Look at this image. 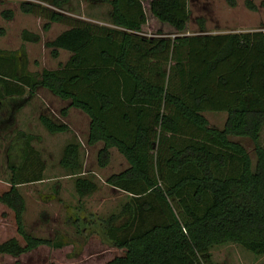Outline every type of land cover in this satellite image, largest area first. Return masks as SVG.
<instances>
[{
	"label": "trees",
	"instance_id": "16d2710c",
	"mask_svg": "<svg viewBox=\"0 0 264 264\" xmlns=\"http://www.w3.org/2000/svg\"><path fill=\"white\" fill-rule=\"evenodd\" d=\"M69 1H19L20 11L43 18V31L53 22L66 25L44 44L54 57L60 49L69 55L32 75L25 65L18 69L13 51L0 48V102L44 87L67 101L59 109L62 118L71 107L88 116L86 143L102 142L100 165L111 147L126 159L127 166L105 182L130 199L99 218L123 252L102 264H220L210 248L224 243L264 255V30L207 32L201 22L187 32L188 0H102L110 5V24L63 12ZM246 5L255 8L251 0ZM0 13L7 19L14 14L11 8ZM22 38L37 41L40 34L24 30ZM207 111H224L222 126L210 125ZM38 119L52 133L70 128L48 113ZM18 132L23 161L9 164V186L0 191L23 239L2 240L0 253L15 256L61 245L24 229L18 185L42 180L43 163L31 144L37 136ZM237 137L252 140L254 161ZM80 154L81 143L69 140L59 159L75 177L79 198L97 187L83 173Z\"/></svg>",
	"mask_w": 264,
	"mask_h": 264
},
{
	"label": "rangeland",
	"instance_id": "374dc122",
	"mask_svg": "<svg viewBox=\"0 0 264 264\" xmlns=\"http://www.w3.org/2000/svg\"><path fill=\"white\" fill-rule=\"evenodd\" d=\"M19 1L0 0V11L11 8L14 12L9 19L0 13V48L16 54L18 69L25 65L27 73L37 75L42 68H55L68 57L69 52L64 49L57 57L52 56L44 44L66 25L55 22L43 31V18L20 11ZM251 1L255 4L253 9L246 5V0H236L233 6L226 0H188L190 21L187 32H196L201 22L207 32L264 30V0ZM109 10V3L102 0H70L62 8L72 16L105 24H110ZM156 27L152 25L151 29ZM145 29L151 30L149 27ZM24 30L39 33L40 39H23ZM66 102L41 86L34 94L26 90L22 96H6L0 102V191L8 188L9 164L23 161L24 140L18 131L35 134L37 137L31 140V144L43 163V179L18 185L25 199L23 225L33 235L61 242L57 247L42 244L16 256L0 253V264H102L123 252L105 235L99 218L119 212L130 199L126 192L105 182L106 176L127 166V161L115 147H111L108 162L100 165L97 151L102 142L86 143L88 116L71 107L68 116L62 118L59 109ZM39 113H48L56 120L64 119L69 130L49 132L40 123ZM205 115L210 125H222L224 115L220 112H206ZM236 139L244 144L254 161L252 140L248 137ZM69 140L81 143L83 173L97 183L94 191L81 198L75 191V177L68 175L59 163L63 146ZM260 142L264 144V124ZM11 236L23 243L22 236L16 231L13 210L0 202V242ZM210 252L212 260L220 264H264V255H256L236 243L214 245Z\"/></svg>",
	"mask_w": 264,
	"mask_h": 264
},
{
	"label": "crops",
	"instance_id": "0c3cea01",
	"mask_svg": "<svg viewBox=\"0 0 264 264\" xmlns=\"http://www.w3.org/2000/svg\"><path fill=\"white\" fill-rule=\"evenodd\" d=\"M53 23H55V22H53ZM60 50H61V49H60ZM207 112H215V113H216V112H217V113H219V112H220V114H221V115H224V119H225V116H226V113H225V114H223V112H222V111H207ZM68 113H69V111H68ZM205 113H206V112H205ZM67 116H68V115H67ZM67 116H66V117H67ZM223 122H224V120H223ZM222 124H223V123H222ZM221 126H222V125H221ZM64 132H65V131H64ZM8 186H9V182H8ZM5 189H7V188H5ZM5 189H3V190H5ZM1 191H2V190H1Z\"/></svg>",
	"mask_w": 264,
	"mask_h": 264
}]
</instances>
